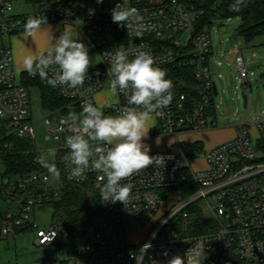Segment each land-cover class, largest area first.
<instances>
[{"label":"built area","instance_id":"1","mask_svg":"<svg viewBox=\"0 0 264 264\" xmlns=\"http://www.w3.org/2000/svg\"><path fill=\"white\" fill-rule=\"evenodd\" d=\"M25 1L37 6L34 15H15L14 0H0V167H5V171L15 139H27L35 146L23 79L40 77L24 71L18 79L12 49L4 42L6 35L24 31L29 16L46 17L48 24L43 25L75 27L77 39L88 47L89 53L98 56V64L89 68L91 78L75 94H65L57 87L60 95L79 109L76 113L82 111L85 100L98 106L96 95L109 84L111 77L106 74L110 57L106 52L123 50L131 59L137 50L147 51L161 68L173 63L191 68L195 82L192 97L186 93L177 95L173 87L169 106L153 114L156 124L152 136H172L176 146L149 153L161 157L160 161L122 181L132 186L127 205L102 201L98 173L89 171L79 180L70 178L65 164L69 154L65 140L70 132L66 127L62 130L59 124L67 114L53 112L46 119V141L53 143L56 150L49 159L60 165V180L78 186L86 184L99 195V212L72 239L67 259L60 264H168L176 256L177 248L185 249L189 261L201 259L203 264H264V121L236 125L234 138L203 153L207 166L198 172L193 171L190 160L197 158L200 146L179 140L183 134L214 129L217 125L215 120L209 122V109L215 98L211 34L198 23L208 10L217 9L224 0H103L102 4L96 0ZM118 3L136 9L139 18H130L123 27L113 23L111 10ZM179 33L193 34V54L187 55L182 38H175ZM235 54L234 70L247 86L246 61L239 51ZM126 106V97L115 91L114 103L105 109L98 107L105 115H116ZM251 127L255 128V137L251 135ZM47 151L35 147L34 162L39 164L38 157H46ZM189 180L197 186V192L159 215L172 190ZM49 182L50 175L42 170L24 176L7 171L2 176L0 205L4 208L0 206V238L6 239L17 229L28 226L35 205L58 197V192L50 194V188L59 186L60 181L51 187ZM39 191L42 193L38 194ZM202 200L206 201L199 212L204 230L199 233L193 214L195 204ZM186 225L187 231L181 232L179 228ZM33 228L37 229L36 245L59 243L63 249L67 233L61 221L54 219L48 229L36 225ZM142 230L146 234L139 243L130 244L123 239L128 232Z\"/></svg>","mask_w":264,"mask_h":264},{"label":"clouds","instance_id":"2","mask_svg":"<svg viewBox=\"0 0 264 264\" xmlns=\"http://www.w3.org/2000/svg\"><path fill=\"white\" fill-rule=\"evenodd\" d=\"M96 2L102 4L103 0ZM244 4L245 0H234L230 9L239 11ZM111 16L112 22L121 27L126 26L130 18H139L136 9L125 8L121 3L111 10ZM43 24H48L46 17L29 16L23 25L25 36H33ZM105 55L110 57L106 74L111 77L110 88L123 94L128 106L116 115H105L98 106L85 100L81 112L70 110L59 124L62 130L66 127L70 132L65 140L69 150L65 164L70 178L79 180L89 171L98 173L102 201L127 205L132 186L122 181L161 159L149 154L151 149L145 140L153 114H159L171 103L173 84L147 51L137 50L131 59L123 50ZM91 66L88 47L67 30L54 39L46 52L23 59V68L30 76L38 75L51 87H59L68 95L75 94L85 80L91 78L88 75ZM55 153V148H49L47 156L38 157L37 162L59 182L61 172L49 159ZM168 264H184V261L175 256Z\"/></svg>","mask_w":264,"mask_h":264},{"label":"rangeland","instance_id":"3","mask_svg":"<svg viewBox=\"0 0 264 264\" xmlns=\"http://www.w3.org/2000/svg\"><path fill=\"white\" fill-rule=\"evenodd\" d=\"M125 2L126 0H121ZM15 15H34L37 6L32 3H27L25 0H14ZM210 23H207L205 30L211 34V46L213 58L211 60V77L216 84L218 95L214 98L213 106L209 109V122L216 121V128L205 130L197 133H188L180 136L181 143H196L200 146V153L197 158L191 159L190 164L193 171L198 172L206 168L204 152H208L218 146L219 135L224 134L229 137V140L236 135V125L242 123H252L264 121V35L255 37L252 41L246 42L245 39L239 36L238 32L241 27V17L235 16L232 18L211 17ZM50 26V25H42ZM63 27V26H62ZM74 39L78 37V30L75 27L68 26L67 29ZM19 32L13 35H6L4 42L10 46L13 54V67L17 78L25 71L21 70L15 62V46L11 44V39ZM193 34L175 36L176 39L182 38V48H186V54L194 53V48L191 46ZM36 39L23 41L25 48L32 49ZM235 51H239L240 55L246 61L249 71L247 86L243 85L240 73L235 72ZM92 67L98 63L96 53H89ZM28 98L30 102L29 119L34 127L35 147L38 151H45L52 148L53 143L47 142L46 137L48 131L46 129V119L51 115L45 110L42 104V95L39 86H26ZM242 93L248 97V106L244 107ZM215 110V111H214ZM251 135L256 136L254 127H251ZM174 138V137H173ZM228 140V141H229ZM173 143L176 146L175 138ZM169 142V141H168ZM227 142V141H225ZM223 142V143H225ZM222 143V144H223ZM172 144L170 148L174 146ZM5 167H0V179L7 171ZM55 179L50 176L48 186L51 187ZM61 192V186L50 188V194ZM58 197H53L43 205H35L32 213L29 216V225L17 229L6 239L0 238V264H33L36 262H45L52 264H60L62 260L67 259L70 245L66 239L63 240V249L59 243L51 246H38L35 241L37 238V229L33 228L36 225L39 229H48L55 216L56 211L53 207V201ZM35 200V197H33ZM211 200V199H210ZM180 201L179 193L175 192L167 197L166 203L163 204L159 215L169 209V207ZM205 200L198 201L195 204L194 220L202 219L200 208L205 204ZM4 208L2 205H0ZM189 224V223H188ZM181 232L187 231V225L179 228ZM146 231L128 232L123 236L130 244L141 242L145 237ZM176 256H180L184 264H203L202 260L189 261L185 249L177 248Z\"/></svg>","mask_w":264,"mask_h":264},{"label":"trees","instance_id":"4","mask_svg":"<svg viewBox=\"0 0 264 264\" xmlns=\"http://www.w3.org/2000/svg\"><path fill=\"white\" fill-rule=\"evenodd\" d=\"M234 0H224L217 9H210L199 21L200 28L206 27L210 23L211 17L219 16L224 18L241 17L242 23L239 29V36L246 42L252 41L257 36L264 35V0H246L239 11H232L230 5ZM167 74V78L172 81L176 94L186 93L193 96L195 85L193 71L191 68L179 67L171 64L162 68ZM264 79V76H263ZM24 85L39 86L42 95V104L49 113L58 112L67 114L79 109L72 102L64 99L57 88L51 87L46 80L41 78L23 79ZM214 103V101L212 102ZM213 106V105H212ZM14 150L7 157V171L9 174L24 176L35 170L47 171L40 164L34 162V144L27 139H15ZM199 149L197 146H193ZM60 170V165H56ZM61 192L59 198L53 201L56 211L54 219L63 223V228L67 233L66 241L71 245L72 239L80 232L82 227L99 212V195L96 189L88 185H73L60 180ZM197 186L188 181L181 187L172 190V193H179L180 200H186L197 192ZM203 220H195L199 233ZM66 264V263H63Z\"/></svg>","mask_w":264,"mask_h":264},{"label":"crops","instance_id":"5","mask_svg":"<svg viewBox=\"0 0 264 264\" xmlns=\"http://www.w3.org/2000/svg\"><path fill=\"white\" fill-rule=\"evenodd\" d=\"M67 27L68 26L62 27V25L41 26V30L35 33L31 37L25 36L24 31H23V34L13 37L11 39V44L15 46V62L17 63V66L21 70H23L24 69L23 59L25 56L39 55L40 53L46 52L47 50H49L52 44L54 43V39L58 38L60 33L64 31V29H67ZM34 38L36 39L35 44H33L34 47L32 49L25 48V43L23 41L32 40ZM95 100H96L97 105L100 108L105 109L109 105L115 102V91H113L110 88V85L108 84L100 93L96 95ZM155 124H156V119L154 116H152L148 124V128H149L148 137L145 140V143L150 146V149H151L150 153L173 149L175 145L173 143L174 138L172 136H160V137L152 136L151 133L155 127ZM228 140H229V137L222 134V135H219V139L216 144L220 145L223 142L228 141ZM172 144L174 145L173 148L169 149V147H171ZM187 144H192V143H187Z\"/></svg>","mask_w":264,"mask_h":264},{"label":"water","instance_id":"6","mask_svg":"<svg viewBox=\"0 0 264 264\" xmlns=\"http://www.w3.org/2000/svg\"><path fill=\"white\" fill-rule=\"evenodd\" d=\"M214 89H215V96H217L218 95V90H217V86H216V84L214 85ZM242 98H243V100H244V107H247L248 106V97H247V95L245 94V93H242ZM56 181H54L53 183H52V186H56ZM42 193V191H39L38 192V194H41ZM26 200V199H25ZM25 200H24V202H25ZM17 205H14V207H16Z\"/></svg>","mask_w":264,"mask_h":264}]
</instances>
